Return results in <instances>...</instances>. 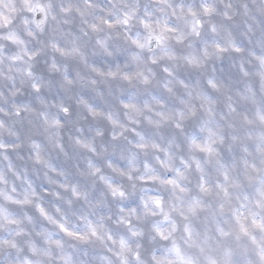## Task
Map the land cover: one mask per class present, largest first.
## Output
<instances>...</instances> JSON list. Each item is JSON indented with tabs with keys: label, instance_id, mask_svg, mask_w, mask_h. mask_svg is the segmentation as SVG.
<instances>
[{
	"label": "clouds",
	"instance_id": "clouds-1",
	"mask_svg": "<svg viewBox=\"0 0 264 264\" xmlns=\"http://www.w3.org/2000/svg\"><path fill=\"white\" fill-rule=\"evenodd\" d=\"M0 264H264V0H0Z\"/></svg>",
	"mask_w": 264,
	"mask_h": 264
}]
</instances>
